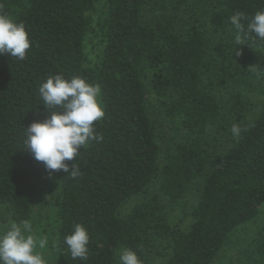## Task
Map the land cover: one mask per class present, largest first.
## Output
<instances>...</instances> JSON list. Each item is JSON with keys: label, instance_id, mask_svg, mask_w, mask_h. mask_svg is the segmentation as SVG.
Instances as JSON below:
<instances>
[{"label": "trees", "instance_id": "16d2710c", "mask_svg": "<svg viewBox=\"0 0 264 264\" xmlns=\"http://www.w3.org/2000/svg\"><path fill=\"white\" fill-rule=\"evenodd\" d=\"M98 1L0 0V14L23 23L32 41L22 61L0 56V206L12 221H31L37 194L58 189L47 246L56 264H116L125 247L141 264H153L152 252L162 264H213L230 235L264 205V102L253 117L240 99L228 107L218 102L204 82L214 68L207 34L235 33L229 18L264 11V0H215L206 25L185 21L190 0H104L97 10ZM90 34L102 43L92 65L84 51ZM245 44L264 52L255 37ZM238 60L243 65L248 56ZM57 74L101 89L105 115L94 128L103 140L66 161L78 164L75 179L62 170L50 176L24 150L25 128L48 115L39 87ZM151 96L175 123L170 139L156 129ZM234 123L239 138L230 132ZM196 183L191 224L172 227L166 207ZM75 224L90 236L84 262L64 244ZM253 264H264V229Z\"/></svg>", "mask_w": 264, "mask_h": 264}, {"label": "clouds", "instance_id": "9594fccd", "mask_svg": "<svg viewBox=\"0 0 264 264\" xmlns=\"http://www.w3.org/2000/svg\"><path fill=\"white\" fill-rule=\"evenodd\" d=\"M229 21L235 30L236 56L241 55L236 51L237 46L245 44L250 37L264 41V11L251 16L237 11ZM31 44L23 23L0 14V56L22 61ZM39 94L48 115L42 122L24 127V150L36 161L43 162L50 176L54 171L62 170L75 179L82 174L81 170L76 162L69 167L66 161H76L80 148L89 142L103 140L94 128L105 115L99 101L100 86L79 76L65 78L63 74H57L40 85ZM230 132L233 138H239L242 129L234 123ZM89 241L88 229L81 224H75L72 232L64 237L72 259L82 262L88 259ZM47 245V238L37 236L30 221H10L0 231V264H48L44 255L37 251ZM119 264H141V261L135 251L125 247L119 253Z\"/></svg>", "mask_w": 264, "mask_h": 264}, {"label": "rangeland", "instance_id": "374dc122", "mask_svg": "<svg viewBox=\"0 0 264 264\" xmlns=\"http://www.w3.org/2000/svg\"><path fill=\"white\" fill-rule=\"evenodd\" d=\"M104 0H99L96 8ZM215 0H190L191 9L185 15L189 23L207 24L205 12L211 8ZM100 16L99 12L92 15L93 21ZM195 20V21H194ZM206 29H208L206 27ZM235 33L230 29L219 33H208L209 50L213 61V71L205 79L209 89L218 102L228 107L236 99H240L249 117H253L264 102V52L250 45L237 46L236 51L248 56V61L243 65L238 62L235 55ZM84 51L89 64H94L101 52L102 43L98 36L90 34L86 37ZM154 123L159 133L170 139L174 129V122L164 114L162 101L155 96L149 98ZM224 137L219 138L224 143ZM224 145H226L224 143ZM224 147V146H223ZM222 147V149H223ZM199 183L192 186L191 190L175 206H167L166 214L168 223L172 227L185 230L192 222L191 212L198 199ZM137 201L132 200L123 206L119 215L127 216ZM58 204V189L55 186L47 187L37 194L32 206L31 224L37 236H43L49 241L48 234L54 227V212ZM12 221L10 216L0 206V231H3ZM264 229V205L258 215L251 222L237 228L228 238L213 264H253L254 251L261 241ZM48 246V245H47ZM41 252L48 264H56L48 247L37 249ZM166 251V250H165ZM165 251L162 253L164 254ZM120 253V252H119ZM119 253L116 255V264H119ZM153 264H162L165 259L154 252L148 257Z\"/></svg>", "mask_w": 264, "mask_h": 264}]
</instances>
